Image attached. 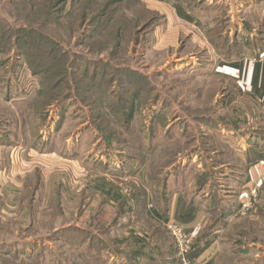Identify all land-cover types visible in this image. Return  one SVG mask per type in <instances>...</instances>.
<instances>
[{"label":"rangeland","instance_id":"obj_1","mask_svg":"<svg viewBox=\"0 0 264 264\" xmlns=\"http://www.w3.org/2000/svg\"><path fill=\"white\" fill-rule=\"evenodd\" d=\"M242 1L72 0L65 26L43 37L19 34L30 24L15 7L4 14L0 148L19 195L0 227V264H159L127 248L128 214L94 201L102 183L127 209L170 183L219 218L239 157L264 135L262 111L212 69L208 37L245 36L233 32ZM259 202L224 229L236 264H264V187Z\"/></svg>","mask_w":264,"mask_h":264},{"label":"crops","instance_id":"obj_2","mask_svg":"<svg viewBox=\"0 0 264 264\" xmlns=\"http://www.w3.org/2000/svg\"><path fill=\"white\" fill-rule=\"evenodd\" d=\"M238 5L240 12L247 18L245 17L242 23H237L233 32H240L253 40L259 39L263 35L260 33H264V0H243ZM249 16L254 18L249 19ZM189 18L191 20L192 17ZM212 66L216 77L223 81L234 82L243 95L262 111L263 52L257 53L245 49L237 56L228 57L215 53ZM3 150L0 148V227L5 224L6 218L15 214L19 195V187L14 177L5 168L2 153L5 150ZM10 153L11 151H8V156ZM248 153L239 157L235 169L238 180L229 185L228 191L223 196L226 202L223 208L228 211L223 226L212 229L214 227L212 216L215 210L207 207L205 203L208 201L207 198L202 199L198 195L187 196L182 190L174 188L169 183L159 199L145 187L146 202L141 215L132 213L126 216L127 248L133 250V254L141 256L143 262H147L148 258L141 255L142 251L148 254L149 261L177 264L174 239L167 229L169 222H176L189 234L192 243L191 257L198 264H236L233 252L223 244L226 232L224 229L253 212L260 201L264 187V142L258 146L252 161H249ZM12 156L11 153L9 160ZM222 188L227 189V187ZM92 194L94 201L102 199L110 208H118L121 204L126 207L123 191L111 183L95 185ZM131 206L135 208L133 205H130V208ZM258 217H254V222Z\"/></svg>","mask_w":264,"mask_h":264},{"label":"trees","instance_id":"obj_3","mask_svg":"<svg viewBox=\"0 0 264 264\" xmlns=\"http://www.w3.org/2000/svg\"><path fill=\"white\" fill-rule=\"evenodd\" d=\"M5 1L7 2L8 0H0V37L1 41L7 38L9 35L11 29L6 28V19L4 14L7 13L10 16H13L11 12H8L11 7H15V18L18 20V22H23L30 24V27H22L19 29V34H22L25 32V36L27 35H32V36H37V37H43L44 33H51L54 30L52 29V26L57 24L61 27L65 26L62 23V20L60 18H65V14L68 11V6L67 3L72 1V0H60L59 5L62 7H54V5L57 3V0H9L8 3L5 4ZM65 3V4H64ZM64 4V5H63ZM78 8L74 9L73 11L75 12L74 17H71L70 22L72 24H75L77 27V24L80 20L81 15L78 12ZM63 14V15H62ZM61 17H60V16ZM63 16V17H62ZM83 17V16H82ZM68 20V19H67ZM34 25V26H33ZM28 29V30H27ZM52 30V31H49ZM52 34V35H53ZM47 36V35H46ZM20 38V35H16L15 39ZM45 38V37H44ZM57 41L60 42V40H64L63 36L61 34L56 35L55 37ZM51 39H53L51 37ZM240 39H243L244 41H240ZM209 43L215 48L216 52L218 54H221L223 56H230V55H235L240 54L242 51L245 49H249L251 51H256L257 53L263 52L264 53V35H262L259 39H252L246 36H241L239 37L236 36L235 40L233 43H228L227 40L224 42L222 40V44H218V41L215 40V38L208 37ZM242 42V43H240ZM249 45V46H248ZM8 47V46H7ZM18 47V46H17ZM10 48V47H9ZM7 49V48H6ZM21 50V49H20ZM6 54L5 49H0V55ZM261 141L264 142V135L261 136ZM6 144V143H3ZM259 144H256V147L254 150H252L249 154V161L253 160V156L258 150ZM257 155V154H256ZM259 156V155H258ZM256 156V157H258ZM181 167V165H177V167L174 170H178ZM167 187H164V190H166ZM146 202V191L143 189V191H140L139 194H137V201H136V207L134 209L126 208L121 204V209L124 210V213L126 214H132L136 213L138 215H141L143 211V206L145 205ZM134 211V212H133ZM227 210H225L222 207V211L220 213V216L218 219L214 221V227L212 229L218 227V226H223L225 220L227 219ZM151 228V227H150ZM152 230V228H151ZM192 248V245H191ZM146 255V258H148V262L150 260V257ZM175 256H177V250L175 248ZM176 258V257H175ZM155 262V261H152ZM175 264V262H174Z\"/></svg>","mask_w":264,"mask_h":264},{"label":"built area","instance_id":"obj_4","mask_svg":"<svg viewBox=\"0 0 264 264\" xmlns=\"http://www.w3.org/2000/svg\"><path fill=\"white\" fill-rule=\"evenodd\" d=\"M262 113L264 116V103L262 105ZM167 229L174 239L177 250V264H198L191 257V240L189 234L176 222H169Z\"/></svg>","mask_w":264,"mask_h":264},{"label":"water","instance_id":"obj_5","mask_svg":"<svg viewBox=\"0 0 264 264\" xmlns=\"http://www.w3.org/2000/svg\"><path fill=\"white\" fill-rule=\"evenodd\" d=\"M181 163L178 164V166L180 165Z\"/></svg>","mask_w":264,"mask_h":264}]
</instances>
